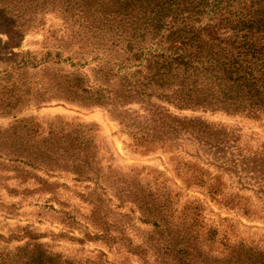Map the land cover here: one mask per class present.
<instances>
[{
    "label": "trees",
    "instance_id": "16d2710c",
    "mask_svg": "<svg viewBox=\"0 0 264 264\" xmlns=\"http://www.w3.org/2000/svg\"><path fill=\"white\" fill-rule=\"evenodd\" d=\"M54 10L68 35L50 45L45 41L39 59L30 52L13 54L7 61L0 58V114L53 99L103 107L130 130L162 128L169 140L193 141L206 160L223 161L213 162L217 179L235 178L238 189L251 190L264 204V155L244 159L222 129L199 119H181L153 103L264 119V0H0V28L18 38L42 26ZM141 119L154 124L142 127ZM7 131L9 139L37 132L23 119ZM76 133L49 130L40 142L55 149L33 159L64 170L71 167L78 178H87L88 161L74 153L86 150L87 141ZM1 154L7 161L28 158L11 151ZM147 193L116 197L130 198L141 220L160 229L152 264H170L180 230L176 239L170 236L166 198L159 191ZM180 262L194 264L189 257ZM226 264H264V257L239 250Z\"/></svg>",
    "mask_w": 264,
    "mask_h": 264
},
{
    "label": "rangeland",
    "instance_id": "374dc122",
    "mask_svg": "<svg viewBox=\"0 0 264 264\" xmlns=\"http://www.w3.org/2000/svg\"><path fill=\"white\" fill-rule=\"evenodd\" d=\"M67 30L55 10L45 15L42 26L18 38L0 28V58L7 61L13 54L30 52L39 59L42 44L68 35ZM84 73L92 81L87 67ZM153 103L181 119H199L222 129L244 159L264 155L262 117ZM127 108L138 110L137 105ZM21 119L37 132L9 139L8 128ZM149 124L154 122L139 123ZM61 129L87 141L86 150L74 152L88 161L87 178H78L71 167L64 170L33 159L55 149L43 147L40 140L49 130ZM166 135L162 128L130 130L103 107L63 100L0 114V264H152L160 229L141 220L130 198L116 197L144 196L149 190L167 200L170 236L176 239L180 230L170 264L188 257L194 264H226L239 250L264 257V204L251 190L238 189L235 178L217 179L213 162L223 161H208L193 141L175 142ZM7 151L28 158L7 161L1 154ZM243 207L250 216L243 214Z\"/></svg>",
    "mask_w": 264,
    "mask_h": 264
}]
</instances>
